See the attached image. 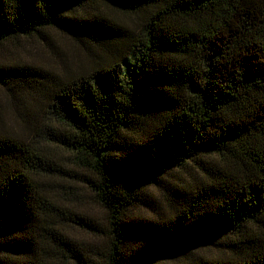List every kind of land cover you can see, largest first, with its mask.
Instances as JSON below:
<instances>
[{"label":"trees","instance_id":"obj_1","mask_svg":"<svg viewBox=\"0 0 264 264\" xmlns=\"http://www.w3.org/2000/svg\"><path fill=\"white\" fill-rule=\"evenodd\" d=\"M52 31L83 47L77 63L0 60L28 124L45 101L63 128L31 137L0 113V264H264V0H0V46ZM58 176L93 194L104 228Z\"/></svg>","mask_w":264,"mask_h":264},{"label":"rangeland","instance_id":"obj_2","mask_svg":"<svg viewBox=\"0 0 264 264\" xmlns=\"http://www.w3.org/2000/svg\"><path fill=\"white\" fill-rule=\"evenodd\" d=\"M102 11L110 14L114 18H119L125 21L127 24H135L140 22L141 17L133 14H125L115 8L108 7L107 5H100L99 7ZM49 41H42L37 38L34 39H22L17 47L14 44H5L0 46V60L7 63L10 60H19L23 62L34 63L42 66L49 70L50 72H60L62 70V65L66 63H77L78 59L83 56V47H80L73 39L65 35L51 32L49 33ZM18 102V108L15 107V103H12L10 99L6 96L3 89L0 88V113L6 121L7 127L17 133H28L29 136L35 137L38 132L37 127L51 126L57 129L63 130L62 127L53 126L51 122L48 121L49 108L42 101L38 106V112H32L30 117V124L26 121L25 113L21 110L22 106L20 101ZM37 111V109H35ZM34 130L29 131L30 126ZM30 133V134H29ZM47 152L50 154L51 158L60 166L66 168V171H76L80 173L79 169L70 167L68 164L69 153L66 150L57 148L52 145H46ZM81 174V173H80ZM53 191L56 194L61 195V198L67 197L68 204L72 209L80 213H87L99 225L104 228L106 220V213L104 209L96 202L93 194L84 189V185L76 180L69 177H54L51 179ZM63 191H71L70 196L63 195ZM68 233L78 241H82L87 246H99L103 248L106 245L104 238H97L90 233L79 227H68ZM200 255L210 257L215 251L210 250L209 247H204L196 250Z\"/></svg>","mask_w":264,"mask_h":264}]
</instances>
